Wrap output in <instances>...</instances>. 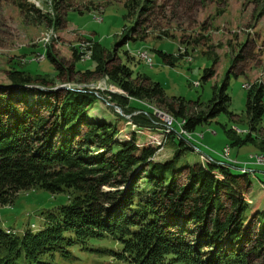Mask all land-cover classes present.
I'll list each match as a JSON object with an SVG mask.
<instances>
[{"label": "trees", "instance_id": "obj_1", "mask_svg": "<svg viewBox=\"0 0 264 264\" xmlns=\"http://www.w3.org/2000/svg\"><path fill=\"white\" fill-rule=\"evenodd\" d=\"M160 1L123 0L125 17L134 13L135 20L126 34H120L117 45L145 38L142 29L131 34L137 15L159 6ZM13 2L30 21H42L52 29L60 23L55 0L53 15L41 13L25 0ZM263 14L264 0L256 16ZM160 34L167 36L166 31ZM90 51L93 69L77 70L78 80L84 82L92 75L105 78L121 91L107 95L108 103L120 107L122 114H130L128 119L114 112L111 123L89 120L86 110L96 100L93 92L99 95L97 90L69 89L59 98L49 88L35 89L33 100L22 99L26 91L23 85L50 86L63 72L71 70L57 65L51 79L17 69L9 60L5 70L8 84L0 86V205L10 203L18 191L29 188L50 193L66 191L67 203L43 211L44 224L36 231L29 229L32 224L19 234L0 228V264H55V256L70 263L74 258L70 247L84 248L90 239L105 238L120 248L102 251L125 264H264V207L258 203L249 206L251 201L246 196L251 187L247 175L250 171L245 168L253 164L250 161L254 154L263 155L264 150L259 148V152L248 155L245 170L234 173L232 168L239 166L225 160L223 149L228 153L230 147L252 141L245 133L243 137L231 136L217 157L201 153L199 161L177 164L192 148L184 135L190 137L196 126L226 111L227 77L207 100L204 110L188 114V102L183 98L168 99L158 82L138 73L132 77L131 70L115 61L114 49L91 41ZM35 52L44 53V58L55 64L49 45L42 51L27 47L21 56ZM122 52L127 55L126 49ZM155 52L165 63L172 64V55ZM75 53L79 54L76 48ZM71 54L76 60L73 48ZM235 58L239 60L241 56ZM214 63L215 60L204 69L202 80L212 76ZM13 86L18 88L15 93L10 90ZM263 92V83L256 81L245 93L250 130L260 120ZM140 102L162 106L172 118L182 119L185 134H178L174 127L166 133V128ZM126 121L134 131L163 133L162 143H135L134 131L128 140L116 141L114 137ZM197 136L202 138L201 133ZM173 138H177L176 143ZM168 139L174 144L171 156L153 160ZM227 153L225 157L231 159Z\"/></svg>", "mask_w": 264, "mask_h": 264}, {"label": "rangeland", "instance_id": "obj_2", "mask_svg": "<svg viewBox=\"0 0 264 264\" xmlns=\"http://www.w3.org/2000/svg\"><path fill=\"white\" fill-rule=\"evenodd\" d=\"M25 1L41 13L50 15L55 13L52 0ZM262 1L161 0L157 3L159 6L137 15L138 22L135 31L133 30L131 34L139 33L142 29L145 38L127 40L126 43L117 45L120 34L123 35V32L126 34L135 20L134 13L125 17L127 10L123 6V0H55L60 22L56 29H52L42 21L38 23L30 21L16 8L13 0H2L0 1V86L8 84L5 70L10 66V59L14 61L13 67L17 69L28 71L31 75L44 74L46 78L51 79L57 73V65L69 67L71 72L68 74L63 72L62 77L54 79L50 86L23 85L26 91L23 92L22 99L33 100L32 91L35 89L47 91L49 88L50 91H55L59 98L69 89L77 92H84L81 88L92 92L97 90L100 91L99 95L93 92L96 100L86 110L87 117L92 121L111 123L113 119L115 120L114 112L122 117L124 114L117 113L116 108L109 105L112 103H108L107 98L112 93L121 94V91L108 84L105 78L96 75H92L84 82L79 81V73L76 72L93 69L91 41H98L105 49H114L115 61L121 62L131 70L132 77L136 73L144 75L150 81L158 82L168 99L181 97L187 101L188 114L204 110L207 100L217 92L220 84L227 77L225 92L229 96V101L226 111L215 114L209 118V122L196 126L190 137L184 135L187 139L183 138L192 145V148L184 152L177 164L182 161L189 163L199 161L201 153L217 157L221 147L230 142L231 136L243 137L246 133L252 137V141H245L237 147L229 148L230 155L237 158L233 159L234 163L240 165L238 169L241 171L244 169L248 155L259 152V148L264 150V92L261 98L262 114L254 125V130L249 129L244 106L245 93L256 81L263 83L264 91V14L256 16ZM161 31H166L167 36L161 35ZM156 35L160 37L155 38ZM47 45L50 46L56 65L50 63L46 57L37 59L38 54L44 55V53L35 52L32 55L25 53L21 56L27 47L42 51ZM74 47L80 55L82 52L83 58L75 53ZM71 48L74 49L76 60L73 59ZM124 49L127 50L126 56L122 52ZM155 50L172 55V64L165 63ZM140 51H146L151 63L142 60L138 53ZM177 53H181L182 56L178 58ZM238 54L241 56L239 60L235 58ZM213 60L215 63L212 76L202 80L204 69L210 67ZM78 86L80 90H74ZM10 90L11 93H15L18 88L13 86ZM140 103L146 106L157 120H161L162 125L163 115L171 116L162 106ZM137 112L139 111L134 113ZM127 116L129 117L130 114ZM170 118L172 127L177 129L179 125L176 121L179 119H174L172 116ZM123 124L124 126L114 137L116 141L128 140L131 131H134L128 121ZM143 131H134L135 143L150 145L162 143L163 133ZM165 131L169 132L167 128ZM200 133L203 138L197 136ZM169 141L171 139L156 151L153 160L162 161L171 156L174 144L168 143ZM172 141L176 143L177 138H173ZM255 155L257 154L253 157ZM263 166H249V170H252L247 174L251 184L246 196L251 201L249 206L258 203V206L264 207ZM238 169H233V172H238ZM65 203H67L66 191L50 193L41 188L20 190L11 198L10 203L0 205V228L13 229L19 234L32 224L29 229L36 231L44 224L43 211ZM119 248V244L106 238L90 239L84 248L70 247V252L74 256L70 263L59 256L54 257V263L125 264L110 253L102 251L104 249L117 251Z\"/></svg>", "mask_w": 264, "mask_h": 264}, {"label": "built area", "instance_id": "obj_3", "mask_svg": "<svg viewBox=\"0 0 264 264\" xmlns=\"http://www.w3.org/2000/svg\"><path fill=\"white\" fill-rule=\"evenodd\" d=\"M140 56H143V59H149V57L146 55V54H143V55H140ZM151 61V60H150ZM75 88H78V87H75ZM161 121V120H160ZM162 122H163V125H162V128H167L169 131L172 130V122L171 121H164L162 119ZM161 123V122H160ZM178 130V134H185V131L181 128H177ZM226 153H227V150L224 148L223 149V153H222V156H224L225 160L228 162V163H234V160L232 159H227L225 156H226ZM252 160H251V163L255 164V165H264V163H262V160H255V158L252 156L251 157ZM242 171H244L245 169H241Z\"/></svg>", "mask_w": 264, "mask_h": 264}, {"label": "bare ground", "instance_id": "obj_4", "mask_svg": "<svg viewBox=\"0 0 264 264\" xmlns=\"http://www.w3.org/2000/svg\"><path fill=\"white\" fill-rule=\"evenodd\" d=\"M81 46V45H80ZM139 53V55H143V54H146L147 55V53H146V51H140V52H138ZM84 54V53H83ZM82 55V54H81ZM148 56V55H147ZM38 57L39 58H37L38 60L39 59H42V58H44V56L43 55H40V54H38ZM84 57V55H82V58ZM142 59H143V56H140ZM149 57V56H148ZM36 59V58H35ZM150 59V58H149ZM149 59H143V60H145V62L146 63H151V59L149 60ZM163 115V114H162ZM171 117V116H170ZM168 115H163V120L164 121H171V118H170ZM162 118V117H161ZM172 122V121H171ZM177 123H178V125H179V127L181 128V129H183L182 128V124H183V120L181 119L180 121H176ZM226 149V148H225ZM227 150V149H226ZM254 158H255V160H262V163H264V154L263 155H257V156H254Z\"/></svg>", "mask_w": 264, "mask_h": 264}, {"label": "crops", "instance_id": "obj_5", "mask_svg": "<svg viewBox=\"0 0 264 264\" xmlns=\"http://www.w3.org/2000/svg\"><path fill=\"white\" fill-rule=\"evenodd\" d=\"M202 138H203V135H202ZM227 155H228V157L231 158V159H235V160L237 159V158H233V157L230 155V150H228ZM235 166H239V167H240V165H238L236 162H235ZM249 166H263V165L248 164V165L245 166V168H248L247 170H249V169H250ZM263 167H264V166H263ZM233 169H238V167H233ZM233 171H234V170H233ZM249 171H252V170H249ZM238 172H240L239 169H238ZM238 172H236V173H238Z\"/></svg>", "mask_w": 264, "mask_h": 264}, {"label": "water", "instance_id": "obj_6", "mask_svg": "<svg viewBox=\"0 0 264 264\" xmlns=\"http://www.w3.org/2000/svg\"><path fill=\"white\" fill-rule=\"evenodd\" d=\"M108 104V103H107ZM112 108H116L117 113L121 114V110L119 107H116L114 104H109ZM122 115V114H121ZM124 118H127V115H123Z\"/></svg>", "mask_w": 264, "mask_h": 264}, {"label": "clouds", "instance_id": "obj_7", "mask_svg": "<svg viewBox=\"0 0 264 264\" xmlns=\"http://www.w3.org/2000/svg\"><path fill=\"white\" fill-rule=\"evenodd\" d=\"M126 43V42H125Z\"/></svg>", "mask_w": 264, "mask_h": 264}]
</instances>
